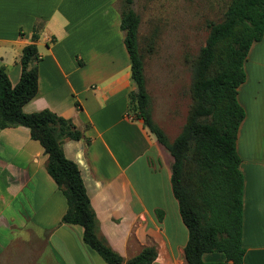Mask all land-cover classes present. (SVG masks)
<instances>
[{
  "label": "crops",
  "instance_id": "crops-1",
  "mask_svg": "<svg viewBox=\"0 0 264 264\" xmlns=\"http://www.w3.org/2000/svg\"><path fill=\"white\" fill-rule=\"evenodd\" d=\"M115 1L0 0V64L13 85L20 49L36 32L37 88L21 108H47L82 129V137L65 138L61 147L78 166L99 233L123 259L153 246L148 264H186L187 229L169 182L172 156L126 110L134 85ZM243 69L236 98L244 115L235 137L242 175L239 264H264V27ZM45 158L26 126L0 128V264H107L82 241L79 224L60 221L65 198ZM201 258L230 262L218 250Z\"/></svg>",
  "mask_w": 264,
  "mask_h": 264
},
{
  "label": "trees",
  "instance_id": "trees-1",
  "mask_svg": "<svg viewBox=\"0 0 264 264\" xmlns=\"http://www.w3.org/2000/svg\"><path fill=\"white\" fill-rule=\"evenodd\" d=\"M132 0L119 3V28L129 60V78L134 88L127 92L126 110L141 118L172 156L169 182L178 212L187 229L183 246L186 264H206L204 251L223 252L221 264H239L241 245L242 175L235 137L244 110L237 101V86L245 77L243 61L253 41L264 27V0H228L217 20H207V34L197 53L188 60L190 102L185 119L172 138L152 121L149 96L143 74V56L136 36L138 13ZM31 41L19 53L20 74L11 85L0 64V128L24 125L46 154L44 168L62 192L66 207L61 222L81 226L82 241L107 264H148L155 256L153 246L123 259L98 231V221L90 205L77 164L63 153L65 138L83 136L70 118L41 108L25 112L22 104L37 88L38 53ZM75 105L78 103L75 101Z\"/></svg>",
  "mask_w": 264,
  "mask_h": 264
},
{
  "label": "rangeland",
  "instance_id": "rangeland-1",
  "mask_svg": "<svg viewBox=\"0 0 264 264\" xmlns=\"http://www.w3.org/2000/svg\"><path fill=\"white\" fill-rule=\"evenodd\" d=\"M121 0L115 1L118 6ZM228 0H132L138 13L136 43L143 58L152 121L172 139L190 97L188 60L207 34V20L220 18Z\"/></svg>",
  "mask_w": 264,
  "mask_h": 264
}]
</instances>
